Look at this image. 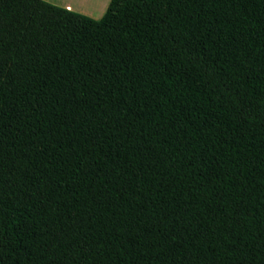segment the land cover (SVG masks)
I'll return each mask as SVG.
<instances>
[{
	"label": "trees",
	"instance_id": "1",
	"mask_svg": "<svg viewBox=\"0 0 264 264\" xmlns=\"http://www.w3.org/2000/svg\"><path fill=\"white\" fill-rule=\"evenodd\" d=\"M0 264H264V0H0Z\"/></svg>",
	"mask_w": 264,
	"mask_h": 264
},
{
	"label": "crops",
	"instance_id": "2",
	"mask_svg": "<svg viewBox=\"0 0 264 264\" xmlns=\"http://www.w3.org/2000/svg\"><path fill=\"white\" fill-rule=\"evenodd\" d=\"M47 1L81 14H88L89 16L95 18H98L102 15L103 3L110 2V0H47Z\"/></svg>",
	"mask_w": 264,
	"mask_h": 264
},
{
	"label": "rangeland",
	"instance_id": "3",
	"mask_svg": "<svg viewBox=\"0 0 264 264\" xmlns=\"http://www.w3.org/2000/svg\"><path fill=\"white\" fill-rule=\"evenodd\" d=\"M108 2H104L103 3V6H102V10H103V13H102V15L100 16V17H98V18H95V17H93V18H95V19H100L103 15H104V13H105V11H106V9L108 8V5H109V3L107 4ZM85 15H88V14H85ZM89 16V15H88Z\"/></svg>",
	"mask_w": 264,
	"mask_h": 264
}]
</instances>
